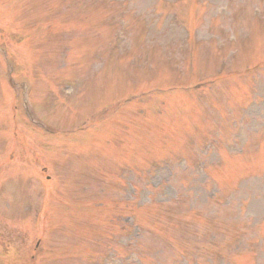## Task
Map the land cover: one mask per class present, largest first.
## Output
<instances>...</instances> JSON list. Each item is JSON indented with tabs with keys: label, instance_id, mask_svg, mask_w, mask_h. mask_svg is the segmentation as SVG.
I'll use <instances>...</instances> for the list:
<instances>
[{
	"label": "rangeland",
	"instance_id": "1",
	"mask_svg": "<svg viewBox=\"0 0 264 264\" xmlns=\"http://www.w3.org/2000/svg\"><path fill=\"white\" fill-rule=\"evenodd\" d=\"M15 1L0 264H264V0Z\"/></svg>",
	"mask_w": 264,
	"mask_h": 264
},
{
	"label": "trees",
	"instance_id": "2",
	"mask_svg": "<svg viewBox=\"0 0 264 264\" xmlns=\"http://www.w3.org/2000/svg\"><path fill=\"white\" fill-rule=\"evenodd\" d=\"M173 229H174V228H173ZM173 229H172V230H173Z\"/></svg>",
	"mask_w": 264,
	"mask_h": 264
}]
</instances>
